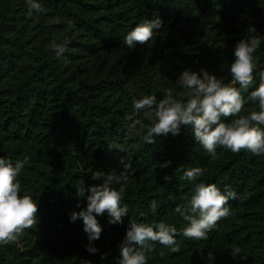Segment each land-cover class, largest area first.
Returning <instances> with one entry per match:
<instances>
[{"label": "trees", "instance_id": "1", "mask_svg": "<svg viewBox=\"0 0 264 264\" xmlns=\"http://www.w3.org/2000/svg\"><path fill=\"white\" fill-rule=\"evenodd\" d=\"M37 2L43 11L29 16L26 0H0V157L13 163L29 157L17 178L20 195H31L39 209L36 223L16 242L0 245V264H118L132 219L177 229L180 251L152 242L148 264H264V155L218 146L213 157L190 125L146 143V128L137 132L155 117L146 119L147 109L133 105L148 95L159 101L169 89L186 102L187 90L177 84L185 71L231 83L235 46L254 36L260 42L254 79L241 92L240 115L259 111L249 97L264 72V0ZM157 17L162 25L151 40L124 43L136 26ZM65 42L58 59L51 45ZM126 163L130 175L111 187L124 189L121 206L128 214L123 224H110L107 212L97 216L101 238L90 243L83 221L70 222V213L85 210L87 189L103 183L92 179L95 172L120 176ZM197 167L202 176L183 178L184 170ZM198 183L235 193L225 205L229 215L204 240L184 237L188 222L175 211ZM78 187L86 189L85 197L77 195Z\"/></svg>", "mask_w": 264, "mask_h": 264}, {"label": "clouds", "instance_id": "2", "mask_svg": "<svg viewBox=\"0 0 264 264\" xmlns=\"http://www.w3.org/2000/svg\"><path fill=\"white\" fill-rule=\"evenodd\" d=\"M26 4L29 16L33 11H43L37 0H26ZM161 25L162 21L158 17L153 21L140 23L127 34L124 43L129 47H134L136 43L145 44L152 39L153 30L159 29ZM259 45V40L253 36L235 46V59L230 66L231 83H225L207 72L201 76L199 73L185 71L179 76L177 84L187 90L183 93L187 97L186 102L177 100L170 89L166 90V95L159 101L155 95L133 100L135 110L147 109L144 112L146 119L155 117L150 125L141 124L137 134L144 133L146 128L147 134L143 139L146 143H154V135H179L181 125H190L195 140L213 157L218 146L233 153L247 150L257 156L264 155V130L259 127L264 125V72L259 73V85L249 97L253 102H258L259 111L240 115L245 104L241 92L247 91L253 83L256 67L254 53ZM66 46L67 42L63 45H51L58 59L63 57ZM237 84L239 87H236ZM229 117L237 118L230 123L223 122L222 118ZM126 118L131 120L132 116ZM134 129L136 124L130 126V131ZM28 163V156L17 159L15 163L0 157V245L16 242L25 229L36 223L38 204L29 194L21 197V184L17 179ZM124 169L120 176L95 172L92 179L102 180L103 183L87 189L90 195L87 196L85 210L70 213V222L83 221L90 243L101 238L102 228L97 216L107 212L110 224H123L122 218L128 214V206H121L124 189L117 191L111 187L114 182L127 179L131 164L126 163ZM202 175L201 168H189L184 170L183 178L195 181ZM85 193L84 187H78L79 197H85ZM230 197L235 198V193L224 194L216 184L198 183L193 193L183 198L185 203L175 209L188 222L187 227L182 229V235L195 240L207 239L208 233L215 228L218 221L229 215V209L225 205ZM157 207V201L152 200L150 211L155 213ZM176 235L175 226L160 222L154 228L132 219L125 240L120 245L121 259L118 264H148V257L155 250L152 242H159L173 253L179 252ZM86 250L92 254L98 252L94 246H86ZM239 251L236 248L232 253L235 256ZM160 255L163 256L164 253L161 252ZM208 259H215L213 253H208Z\"/></svg>", "mask_w": 264, "mask_h": 264}]
</instances>
